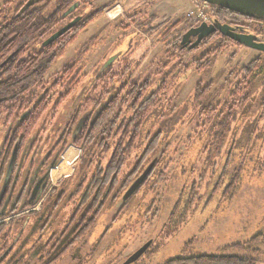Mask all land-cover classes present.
Returning <instances> with one entry per match:
<instances>
[{"label": "rangeland", "instance_id": "rangeland-1", "mask_svg": "<svg viewBox=\"0 0 264 264\" xmlns=\"http://www.w3.org/2000/svg\"><path fill=\"white\" fill-rule=\"evenodd\" d=\"M7 1L10 0H0V6ZM142 1L150 0H89V6L94 5L97 9H102L106 5L110 7L101 12L98 22L94 26H88L76 43L66 51V55L55 63L43 86H48L47 84L61 75L65 66L78 61L82 76L86 74L87 77L82 81L81 87L76 90V95L84 87L83 85L91 81L104 59L115 55L118 51L127 52L132 43L131 40L135 37L133 32L126 33L129 21H126V18L132 9L142 4ZM155 2L156 5L149 12L158 13L162 17L159 21L168 23V26L180 22L181 30H183V23L188 19L203 20L197 17L199 8H204L206 14L211 12L210 4L202 5V1L199 0H155ZM145 10L148 11L147 7ZM159 34L148 36L147 39L141 36L145 41L138 40L137 51L131 56L124 55L117 58L118 62H114L113 70L119 72L125 61L132 59L139 61L146 55L147 58L141 66L142 71L152 61L153 56L162 50L159 44L155 46L157 38L160 37ZM167 51L168 49L164 47L163 58L165 63H169L165 71H175L172 67H176V58L174 59L172 52L169 56L165 55ZM233 52L236 56L230 60ZM258 57L262 58L264 66V54L245 47H226L221 55L213 54L210 58L203 60L208 61L203 70L183 73L170 84L168 82L166 91L161 93L164 94L161 104L158 105L159 107L144 128L141 139L124 167L125 174L132 172L147 145V141H144L146 134L152 135L162 130L168 141V147L164 148L166 166L162 170L166 179L153 189L152 185L158 179L157 174L160 171L158 170L138 191L136 195L138 200L131 201L128 213L116 221L114 218L122 202L110 207L102 214L97 228H94L92 235L83 242L84 256L91 248H94L91 247V243L101 236L108 224L109 226L112 224L110 232L116 231L104 240L111 239L109 248L104 246V249L99 251L98 259L96 253L92 255L93 257L91 256V264L95 261V264H123L149 240H152L149 250L133 264H163L173 257L219 254L222 248L249 241L255 234L264 231V67L254 84L247 105L236 110L237 118L228 125L229 129L221 130L220 136H215L220 128L215 126L220 121V114H229L227 109L218 107L228 101L234 73ZM137 76L142 77L141 74ZM151 80L153 83L154 80ZM200 82L203 87L210 86V88L201 97L199 103L194 101L193 90ZM58 99V95L54 97L48 114L41 120L35 131L46 148L51 147L60 136L65 112L72 101L70 99L65 101L55 112L54 103L59 101ZM212 106L216 111L206 115L208 108ZM1 130L4 131L3 125L0 128V141ZM70 145L73 144L68 146ZM82 151L81 148L77 150V157L81 158ZM80 158L77 159L75 166L65 162L59 173L70 174L82 168L83 163L81 164ZM227 161L230 162L226 171L229 175H233L238 167L242 168L243 185L232 202H227L221 197V190L210 199L212 189H209L207 185L213 184ZM94 169L95 167H92L89 172ZM55 176L57 178V175ZM193 181L198 185L197 193L201 200H196V206L193 207L194 214L190 211L183 225L171 232L173 220L170 216L173 207L184 196L182 191L185 190L186 195L192 194ZM66 186L69 185L66 184ZM36 217L33 215L29 219L33 222ZM4 221L8 222L9 219ZM103 244L104 242L101 246ZM21 248L22 251L23 245ZM252 256L258 260L259 264H264V246ZM37 257H34V260ZM76 258V253L69 252V256L64 258L65 264H71ZM8 264H11V261H8Z\"/></svg>", "mask_w": 264, "mask_h": 264}, {"label": "trees", "instance_id": "trees-1", "mask_svg": "<svg viewBox=\"0 0 264 264\" xmlns=\"http://www.w3.org/2000/svg\"><path fill=\"white\" fill-rule=\"evenodd\" d=\"M27 1L29 0H10L0 6V128L3 125L1 141L5 138L3 147L6 152V155L4 153L0 157V188L11 151L19 141L20 145L24 146L36 134V128L51 107V93L54 90H57V93L62 92L58 97L59 103L54 107L57 112L58 108L70 99L73 92L81 87L83 79L77 74L76 64L64 69L61 76H57L52 83L47 84L48 86L44 87L43 84L46 82L50 69L66 55V51L76 43L82 32L88 29L87 27L102 12L101 9L92 14L88 10L89 0H37L31 8L19 16L18 13H21ZM75 3L80 5L78 10L82 17L80 22L73 25L68 32L54 42L45 45L44 42L48 37L72 19V15L70 18L62 16ZM213 8L217 7L213 6ZM217 9L239 15L224 8ZM175 24L181 25L180 22ZM170 52L172 50L167 51L165 55L169 56ZM223 52L224 45L214 49L200 61L210 58L213 54L221 55ZM234 54L230 60L235 58ZM179 65L181 63H176L177 67ZM168 66L169 63H166L165 68ZM263 67L262 58L258 57L234 73L228 101L218 107L223 110L227 109L229 114H220L222 118L220 119V116L219 123L215 124L216 128L218 126L220 128L218 127L215 136L219 137L221 130L229 129L228 125L237 118L236 110L247 105ZM172 68L175 69V67ZM167 73L170 75V72ZM132 74L120 71L119 73L107 72L96 79L93 76L86 85L85 98H81L82 101L80 100L74 107L76 111L73 124L88 109L96 110L97 115L94 123L90 125V130L88 127L83 129L75 141L71 140V130H68L69 134L64 136V149L69 144L81 148L83 150L81 169L95 167V170L89 176L83 177L74 192H69V190L64 192L58 200L59 204L49 213L48 220L53 218L57 207L68 197L62 215L59 216L60 222L51 236L53 241L57 239V236L68 237L66 248L60 256L77 248L90 236L93 229L99 225L102 214L122 200L121 197L126 187L147 163L156 160L157 165L152 176L160 170L158 179L153 184L154 189L166 179L162 173L166 166L164 164L166 152L163 149L168 147V141L162 130L152 135L146 134L144 141H147V145L144 153L136 162L137 166L131 174L124 172L128 157L132 154L143 135L144 128L163 100L162 95L164 94L161 93L166 91V87H155L151 79L131 80ZM153 75L154 73L150 74V77ZM167 82L171 83L169 80ZM209 88L210 86L203 87L201 82L197 84L193 90L194 101L200 103L201 97L207 93ZM64 90L68 92L64 93ZM113 94L116 97L111 100L110 95ZM103 101H108L105 106H102ZM215 111L213 106L209 107L206 115H211ZM231 111L233 112L230 113ZM25 114L27 116L23 117ZM229 163V161L226 162L213 184L207 185L209 189H212L210 199L214 198L220 190L222 191L221 197L227 202H232L238 196L243 185V171L238 167L233 175L227 174ZM122 183L123 186H121ZM191 185L192 194L186 195V191H182L184 196L173 207L170 216L173 220L171 232L183 225L188 213L194 212L193 207L196 206V200H201L197 193L198 185L195 181ZM130 202L131 200H128L118 209L114 221L128 212ZM13 212L0 216V219H7L16 213ZM26 218L27 215H24L21 218L10 220L8 224L0 223V243L2 244L0 253L6 252L18 236L28 235L31 226L23 231ZM45 225L39 233L45 230ZM109 225L103 229L102 237L95 244V248L85 255V264H90L91 256H94L109 235L112 224ZM262 246H264V231L255 234L249 241L222 248L219 254L173 257L163 264H259L252 255L259 252ZM58 257L59 255L55 260Z\"/></svg>", "mask_w": 264, "mask_h": 264}, {"label": "flooded vegetation", "instance_id": "flooded-vegetation-1", "mask_svg": "<svg viewBox=\"0 0 264 264\" xmlns=\"http://www.w3.org/2000/svg\"><path fill=\"white\" fill-rule=\"evenodd\" d=\"M30 1L32 0L25 2L24 5H26ZM141 3L142 4L139 7H136L134 10L132 9L131 12L128 13V17L126 18V21L129 20L127 23L126 33L133 32V37H135L131 40L132 43L129 47V50L127 52L118 51V53H116L115 55L104 59L103 63L96 70V73H94L95 74L94 79L107 74V72L119 73L121 71L127 74L133 73L131 80H134V79L137 80L138 78H140L141 81L147 80V79H153L154 86L161 88V87H167V83H168L166 82L167 78L170 82H172L177 76L182 75L183 73L184 74L187 72L195 73V72H199L203 70V68H206L207 66L206 63L208 61L204 62V61H200V59H203L204 56L210 54V52H212L214 49L221 47L223 45H224V48L226 47L227 48L228 47L244 48L245 47L255 52L257 51L260 54H264L258 49H254L249 46L239 44L233 38L229 37L226 33H224L225 31L227 33H230L236 36L245 35L246 37L251 38L250 42L252 44H263L264 45V20H258L256 18L253 19V18H249L246 16H239V15H235L232 13L230 14L221 9L219 11L217 8H213V6L210 5L211 12L207 13V18L205 20L203 19L200 21L198 19L195 21L192 19H188L186 20L185 23H183L184 24L182 26L183 30H181L180 27L177 26L175 23L171 26L170 25L168 26V23H164V21L163 22L159 21L162 17L158 13L149 12V10L150 11L153 10L154 6L156 5L155 0L142 1ZM109 7H110L109 5L104 6L102 8V12L108 9ZM146 7L148 11L145 10ZM79 8L80 7L74 10L67 17V18H70V16L72 15V19H70V21L67 22V24L59 28V30L71 24V22L76 21L75 24H78L80 22L82 17L80 16V14H78ZM88 10L93 14V12L97 13V11L101 9H97L94 5H92V6H89ZM141 13H143L144 15H142ZM18 15L20 16L21 13L19 12ZM140 15L142 16L140 17ZM100 17H101V13L99 17L97 16L94 22L91 23V25L94 26V24L98 22V19ZM203 23H206L208 27H205L204 32H202L201 34H209V35H207V37H205L197 46H193L198 39L197 37H187L186 44L183 46L182 40L185 34L193 29H197ZM219 26L220 27L222 26V32L218 29ZM213 27L215 28L214 33L211 32L213 31ZM163 29L165 30L163 31ZM59 30L53 33V35L58 33ZM157 33H160L159 34L160 37L157 38V42L155 43V46L159 44L162 50L161 52H157L153 56L152 61L149 62L148 65H146L145 68L142 69V71H141V66L145 62V59L147 58L146 55L141 57L139 61L133 60V59L130 61H125L123 63L124 66L119 69V72H116L115 70H113V66H114L113 64L117 63L119 58H121L124 55L131 56L133 55V53L137 51L136 43H138V40H140L141 42L145 41L144 39L141 38V36L147 39L148 36L151 37L153 34H157ZM47 40H45V42H47ZM164 47H166L168 51L172 50V56L174 57V59L176 58L177 64L181 63V65H179L178 67L176 66L175 69L173 68L175 71H172V70L170 71L169 73L170 75H168L167 73L168 71H165L166 63H165V59L163 58L164 57ZM114 56H118V59L115 60V63H113L105 71L100 73L101 68L107 63V60L111 59ZM75 64L77 65V74L79 78H82L84 80L85 77H87V75L85 74L84 76H82L80 68L78 66V64L80 63L78 61L77 62L74 61L72 62L71 65L65 66L62 69V72L64 69H68L72 67V65H75ZM152 73H154L153 78L152 76L150 77V74L152 75ZM138 74H141L142 77L137 76ZM58 76H61V75H58ZM86 85L87 84L83 85L84 87H82L81 90L79 89L80 91L75 95L76 90H78L76 89L73 92L72 96L70 97V100H72L70 102L71 105L68 107L67 112H65L64 122L61 128L59 127L61 129L60 130L61 134L53 142L51 147L46 148V145H44L39 139V134L36 133L29 140V143H27L24 146H21L20 141H19L15 145V147L13 148V150L11 151L8 157L9 159L7 160V164L4 169L5 175L2 180L3 182L0 188V192L5 183L4 180L8 172V167L13 159L12 156L15 153L14 155L15 162L12 166V174L8 180L9 182L5 190V195L2 197L0 193V216L9 214L12 211L16 213L12 214L10 217L7 218L9 219L8 222L4 221L6 219H0V223L8 224L10 220L12 219L21 218V216L27 215V218H26L27 220L23 226L24 227L23 231L26 230L28 227L30 226L31 227H30V230L28 231V235L23 236V237L21 235L18 236L17 239L13 241V243L11 244V247H9L6 252L0 253V264H8V261H11V264H65L66 261L64 258H67L69 256V252H73L77 254L76 260H74V262H72L71 264H83L85 261L84 253H82L83 243H81L79 246H77V248L73 249L72 251H69L60 256V253H62L66 248L68 237L62 238L60 236H57V239L55 241H53L51 237L53 233L55 232L54 230L58 226L57 224H59L60 222L59 216L62 215V211L67 203L68 197L57 207L56 212L53 213L54 214L53 218L50 220H48V218L50 216L49 214L50 211L54 209L56 205L59 204L58 200L61 198L62 194L66 192L67 190H69V192H74L75 188L78 187V184L83 179V177L85 175L89 176L90 174L93 173V171L89 172L91 168H86V169L80 168L79 170L77 169L78 171L75 170L73 173H70V174L65 173V175H63L64 177L62 178V180L59 181L58 183H55L54 180L52 179L54 170H51L49 172L48 167L53 162H58V166L56 167V169H58L59 166L62 164L63 159H64L63 158L64 151L66 149V148L64 149V144H63L64 136L65 135L67 136V134H69L68 130L70 129L71 130L70 137H71V140L73 139V135H74L73 131L76 125L78 124V122L80 121V119L84 115H86V113H90V114L86 119L87 121L83 129L88 127V130H90V125L93 124L92 118L94 117L96 110H89V109L86 110V112L83 113L78 118L75 124H73L74 122L73 116L76 111L75 108L73 109L74 101L78 98V96L82 93L83 90L85 92L82 95V98L84 97L87 91ZM57 92H58L57 90H54L51 93L50 99L52 100V102H53L54 97H56L57 95L58 97L60 96L59 95L60 93H57ZM63 92L66 93L68 91L64 90ZM100 92L102 93L103 90L101 89ZM110 96H111L110 97L111 100L116 97L115 94L110 95ZM107 102L108 101L102 103V106H105ZM58 103L59 101L54 103V107ZM83 129L81 130V133ZM4 141H5V138L0 143V157L4 153H5L4 155H6L5 149L3 147ZM78 158L80 157H76V159ZM80 161L82 164L83 163L82 158H80ZM154 161L156 163V160ZM154 161L147 163L146 166H144L142 170L137 175H135L131 183L126 187V190L124 191L121 197L122 200L120 201L122 202V206L124 205L125 202L128 201V200L124 201L123 199L127 190L135 182L136 179L142 176V174L153 164ZM156 165L157 164L153 166L151 172L148 174L149 176L146 178V181L142 184L141 188L152 177L151 174L153 173ZM132 172H130L129 174H131ZM159 172L160 171H158V174H157L158 176H159ZM156 173L157 171L153 175H155ZM66 184L69 186H66ZM121 186H123V183ZM138 191L129 199V201L131 200L132 202H134L138 200L136 199V195ZM40 193H43L40 200L37 202V204L31 205V203L36 200V198L40 195ZM69 196H71V194H69ZM33 215H36L37 217L32 222V220H30L29 217H33ZM46 222L47 224L45 225ZM43 225H45V230L42 233H39V231L43 228ZM115 231L116 230L109 232L108 234L112 235V233H114ZM92 233L93 232H91L90 235H92ZM101 237H102V234L101 236L94 239V241L91 243V247H94L95 244L100 241ZM110 242H111V239H107L106 241H104L103 246L98 248V250L95 252L98 255L96 257L97 259L100 255L99 251H101L102 248L104 249V246L109 248L108 245L110 244ZM22 245H23V250L21 251ZM1 247H2V244L0 243V249ZM90 250H92V248ZM20 252H22L23 254H21ZM57 255H59V257L57 260H55ZM34 257H37L36 260H34ZM95 262H92V264H95Z\"/></svg>", "mask_w": 264, "mask_h": 264}, {"label": "water", "instance_id": "water-1", "mask_svg": "<svg viewBox=\"0 0 264 264\" xmlns=\"http://www.w3.org/2000/svg\"><path fill=\"white\" fill-rule=\"evenodd\" d=\"M199 1L210 4L211 6H214L217 8H224L226 10L233 11V12H235L241 16H246V17L253 18V19L256 18L258 20H264V0H199ZM35 2H36V0H32L29 3H27L24 6V9L21 11V14L24 13L25 10L31 8V6H33L35 4ZM79 6H80L79 3L73 4V6H71L70 9L63 14L62 17L67 18ZM75 23H76V21L71 22V24H69L66 27L59 30L58 33L52 35L50 38H48L47 42H45V45H48L49 43L54 42V40L60 38V36L65 34L66 32H68ZM205 27H208V25L206 23H203L197 29H193V30L187 32L185 34V36L183 37L182 45L184 46L186 44L187 37H197L198 39L195 42V44L193 45V46H197L205 37H207V35H209V34H201L202 32H204ZM218 29L222 32V26L221 27L219 26ZM211 32L212 33L215 32L214 27H213V31H211ZM211 32H209V33H211ZM224 33H226L229 37L233 38L239 44L246 45V46H249V47L254 48V49H258L264 53V45L263 44H252L250 42V39H251L250 37H246L245 35L244 36H242V35L236 36V35L227 33L225 31H224ZM117 58H118V56H114L111 59L107 60V63L101 68L100 73H102L109 66H111ZM83 93H84V90L78 96V98L74 101L73 108L78 104V102H80V100L82 98L81 96L83 95ZM89 114L90 113H86V115H84L80 119L78 124L76 125V127L73 131L74 135H73L72 141H74L75 138L81 133V130L85 126L86 121H87L86 119L89 116ZM96 115H97V113L92 118V120H93L92 123H94V121H95L94 119H95ZM26 116H27V114H25L23 117H26ZM14 155H15V153L12 156L13 159H12V161L8 167V172H7L5 180H4L5 183H4L2 190L0 192L2 197L5 195V190L7 188L8 182H9L8 180L12 174V166L15 162ZM155 164L156 163L154 161L153 164L142 174V176L135 180V182L130 186V188L125 193L124 198H123L124 201L129 200L141 188L142 184L146 181V178L149 176L148 174L151 172V170H152L153 166H155ZM57 166H58V162H53L48 167L49 172L51 170L56 169ZM42 194L43 193H40V195L36 198V200L34 202L31 203V205L37 204V202L42 197ZM21 209H22V207H21ZM151 245H152V240H149V242H147L144 246L139 248L138 251H136L134 254L129 256L127 261L124 262L123 264L136 263L149 250Z\"/></svg>", "mask_w": 264, "mask_h": 264}, {"label": "crops", "instance_id": "crops-1", "mask_svg": "<svg viewBox=\"0 0 264 264\" xmlns=\"http://www.w3.org/2000/svg\"><path fill=\"white\" fill-rule=\"evenodd\" d=\"M77 150H79V148L77 146L75 147L74 145H70L67 147V149L65 150V153H64L65 157L63 159L62 164L59 166L58 169H54V171H53L52 179L54 180L55 183H58L64 177L62 175V173L60 174L59 172L62 169L61 166L63 164H65V162H66V164L73 165V166H75L77 164V159H76V157L78 156ZM55 172H56V174H55ZM54 174L57 175V178Z\"/></svg>", "mask_w": 264, "mask_h": 264}, {"label": "built area", "instance_id": "built-area-1", "mask_svg": "<svg viewBox=\"0 0 264 264\" xmlns=\"http://www.w3.org/2000/svg\"><path fill=\"white\" fill-rule=\"evenodd\" d=\"M202 5H205V6H208V4L207 3H204V2H202ZM197 17L198 18H201V19H206V16H207V14H206V11H205V9L204 8H199L198 10H197Z\"/></svg>", "mask_w": 264, "mask_h": 264}, {"label": "bare ground", "instance_id": "bare-ground-1", "mask_svg": "<svg viewBox=\"0 0 264 264\" xmlns=\"http://www.w3.org/2000/svg\"><path fill=\"white\" fill-rule=\"evenodd\" d=\"M66 169H67V168H66ZM66 169H65V170H66Z\"/></svg>", "mask_w": 264, "mask_h": 264}]
</instances>
